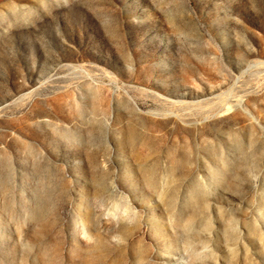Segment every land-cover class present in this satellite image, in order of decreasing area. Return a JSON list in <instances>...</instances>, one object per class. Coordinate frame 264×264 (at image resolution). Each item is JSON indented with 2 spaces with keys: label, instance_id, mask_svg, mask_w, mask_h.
<instances>
[{
  "label": "rangeland",
  "instance_id": "obj_1",
  "mask_svg": "<svg viewBox=\"0 0 264 264\" xmlns=\"http://www.w3.org/2000/svg\"><path fill=\"white\" fill-rule=\"evenodd\" d=\"M0 264H264V0H0Z\"/></svg>",
  "mask_w": 264,
  "mask_h": 264
}]
</instances>
